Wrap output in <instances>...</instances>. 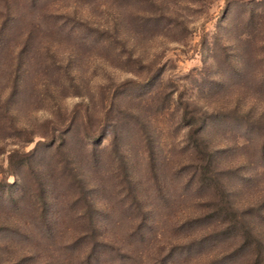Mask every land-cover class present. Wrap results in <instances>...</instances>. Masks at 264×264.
Returning <instances> with one entry per match:
<instances>
[{
	"label": "rangeland",
	"instance_id": "rangeland-1",
	"mask_svg": "<svg viewBox=\"0 0 264 264\" xmlns=\"http://www.w3.org/2000/svg\"><path fill=\"white\" fill-rule=\"evenodd\" d=\"M14 263L264 264V0H0Z\"/></svg>",
	"mask_w": 264,
	"mask_h": 264
},
{
	"label": "trees",
	"instance_id": "trees-1",
	"mask_svg": "<svg viewBox=\"0 0 264 264\" xmlns=\"http://www.w3.org/2000/svg\"><path fill=\"white\" fill-rule=\"evenodd\" d=\"M17 205V202L15 203V205H13V206H16ZM22 260H23V257L21 258ZM15 264V263H14Z\"/></svg>",
	"mask_w": 264,
	"mask_h": 264
}]
</instances>
